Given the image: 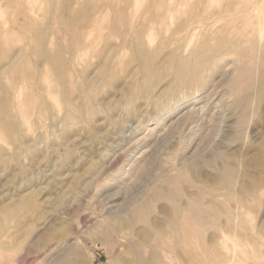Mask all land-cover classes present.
Instances as JSON below:
<instances>
[{"label": "rangeland", "instance_id": "374dc122", "mask_svg": "<svg viewBox=\"0 0 264 264\" xmlns=\"http://www.w3.org/2000/svg\"><path fill=\"white\" fill-rule=\"evenodd\" d=\"M159 1L0 0V264H122L123 257L134 261L129 254L131 244L120 236L133 225L138 237L169 249L170 264H181L180 249L186 250V264H197L198 255L202 256L198 264H264V41L259 51L240 47L219 54L192 71L191 80L173 91L174 73L166 67L151 82L153 100L137 91L133 100L124 102L127 89L133 85L138 89L146 81L139 69L144 51L154 55V66L175 54L193 57L213 31L197 22V11L203 8L200 0ZM158 7L174 9V17L163 16ZM176 8H181L179 13ZM136 11L140 17L135 20ZM237 15L232 13L216 25L235 20ZM86 31L93 34L94 46L92 55L83 59L78 57V44ZM226 35L235 41L245 37L236 31ZM251 54L257 56L253 59ZM86 95L91 97L85 100ZM31 99L33 106L26 119L21 108ZM72 106L81 112L70 115ZM214 153H220L221 160ZM225 166L232 168L229 176L222 171ZM80 178L81 184H87L75 193L71 186ZM170 191L175 199L169 197ZM194 197L200 200L201 212L194 216L196 212L189 211L190 241L182 244L177 242L178 231L169 224L173 217L169 205ZM125 205L132 210L121 214ZM136 206L143 207V217L134 224L140 216ZM10 207L15 208L5 214L3 209ZM224 231L226 236H222ZM249 248L253 251L248 252ZM145 249L144 256H152V250Z\"/></svg>", "mask_w": 264, "mask_h": 264}, {"label": "bare ground", "instance_id": "6f19581e", "mask_svg": "<svg viewBox=\"0 0 264 264\" xmlns=\"http://www.w3.org/2000/svg\"><path fill=\"white\" fill-rule=\"evenodd\" d=\"M42 1V0H41ZM83 2H84V0H82ZM139 0H137V2H138ZM143 1V0H142ZM156 1V0H155ZM163 1V0H162ZM162 1H159L158 3H160V2H162ZM165 1V0H164ZM167 1V0H166ZM181 1H183V0H181ZM108 2V1H107ZM119 2V1H118ZM128 2V1H127ZM144 2H146V1H144ZM173 2V1H172ZM199 2V1H198ZM166 3V2H165ZM169 3V2H168ZM176 3V2H175ZM6 4V3H5ZM43 4V3H42ZM111 4V3H110ZM144 4V3H143ZM148 4H150V3H148ZM148 4H146V5H148ZM154 4H155V6H156V2H154ZM153 4V5H154ZM162 4V3H161ZM164 4V3H163ZM172 4V3H171ZM199 4H201L202 5V9H200V12H198L197 10V13H200L198 16V21L197 22H199V20L200 21H202V22H199V23H202V24H195V25H199V26H201L202 28H204V29H210L212 32H211V35L209 36V37H207V38H209V40L205 43L206 45H205V47L203 48V49H200V50H198L197 52H195V56H193V57H188V58H185V57H182V56H179V55H177V56H173V57H171L172 59L171 60H169L168 62H162V64L161 65H159V66H154V64H153V57H154V55H152V54H150V53H146L145 51L142 53V51H141V53H142V56H141V58L139 57V59H140V68L139 69H141V70H143L144 71V74H145V77H146V81H144V82H142L141 81V83L138 85V89L136 88V86L135 85H133L132 87H130L129 89H127V91H126V94H127V97L124 99V102H130L131 100H133L134 98H135V96H136V94H137V91H140L141 93H143V97H146V98H148V100H149V98H153V97H155V95H154V93H153V91H152V86H151V82L153 81V80H157V78L159 77V75L161 74V73H163L164 71H166V67H168V68H171V70H173V75H174V77H173V80L171 81V89H172V91L175 89H177V87H181V85H183L184 83H186L187 82V80L192 76V75H194V73H192V71L194 72L197 68H199L201 65H203V64H208L209 62H211V61H213L214 59H216V57L219 55V54H221V53H223V52H225V51H232V50H234V49H237V48H244L245 50L247 49V50H250L251 51V49L253 50H256V51H259L260 49H261V47L259 46L260 44V42L263 40L264 41V0H200V2H199ZM44 5H45V2H44ZM57 5V4H56ZM160 5V4H159ZM181 5V4H180ZM186 5H187V3H186ZM6 6V5H5ZM47 6V5H46ZM112 6V5H111ZM133 6V5H132ZM169 6V5H168ZM183 6V5H182ZM185 6V5H184ZM138 7H140L139 5H138ZM147 7V6H146ZM160 7V6H159ZM158 7V8H159ZM165 7V6H164ZM166 7H167V5H166ZM76 8V7H75ZM129 8V7H128ZM143 8V7H142ZM178 8V7H177ZM176 8V10L178 11V10H180L181 8H179V9H177ZM187 8H189V6L187 7ZM139 9V8H138ZM156 9H157V7H156ZM161 8H159L158 10H160ZM167 9V8H166ZM183 9V8H182ZM191 9V8H190ZM49 10V9H48ZM128 10V9H127ZM140 10V9H139ZM147 10V9H146ZM152 10H153V8H152ZM184 10V9H183ZM129 11H131V10H129ZM156 11V10H155ZM160 11H162V10H160ZM160 11H157V12H160ZM131 12H134V11H131ZM137 12V11H136ZM175 11H174V9H173V11L172 10H166V11H162V15L163 16H165V17H170V18H173L174 17V13ZM141 13V12H140ZM149 13H151V12H149ZM161 13V12H160ZM178 13H179V11H178ZM183 13V12H182ZM188 13V12H187ZM232 13H235V14H238L237 16H238V18H236L235 20H228L226 23H224L223 25H221L220 27H218L216 24H218L219 22H221V21H223V20H225V18L227 17V16H229L230 14H232ZM1 14V13H0ZM49 14V13H48ZM122 14V13H121ZM142 14V13H141ZM5 15V14H4ZM106 15V14H105ZM136 15V14H135ZM150 15V14H149ZM158 15V14H157ZM194 15H195V13H194ZM1 16H2V14H1ZM131 16H132V14H131ZM134 16V15H133ZM140 17V15L138 14V12H137V15L135 16V20H136V18L137 17ZM147 16V15H146ZM146 16H145V18H146ZM151 16H152V14H151ZM155 16V15H154ZM111 17V16H110ZM109 17V18H110ZM138 17V18H139ZM149 17V16H148ZM148 17H147V20H148ZM236 17V16H235ZM234 17V18H235ZM95 18V17H94ZM131 18V17H130ZM133 18V17H132ZM131 18V19H132ZM141 18H142V16H141ZM144 18V19H145ZM150 19H152L151 17H149ZM154 18V17H153ZM96 19V18H95ZM130 19V20H131ZM193 19V18H192ZM191 19V20H192ZM1 20V19H0ZM43 19H41V21H42ZM49 20V19H48ZM143 20V19H142ZM154 20V19H153ZM162 20H164V21H162ZM161 21H162V23L163 22H165V19H162ZM7 21V20H6ZM112 21V20H111ZM158 21H159V18H158ZM160 21V22H161ZM194 21H195V19H194ZM208 21H210V22H208ZM104 22V21H103ZM108 22H110L109 20H108ZM148 22V21H147ZM146 22V23H147ZM151 22H152V20H151ZM151 22H149L150 24H151ZM157 22V21H156ZM196 22V21H195ZM90 23V22H89ZM92 23V22H91ZM95 23V22H94ZM100 23V22H99ZM122 23V22H121ZM142 23V22H141ZM144 23V22H143ZM142 23V24H143ZM154 23V22H153ZM152 23V24H153ZM11 24V23H10ZM59 24V23H58ZM83 24H85V23H83ZM117 24V23H116ZM130 24L131 23H129V26H130ZM138 24V23H137ZM194 24V23H193ZM7 25V24H6ZM26 25V24H25ZM109 25V24H108ZM123 25V24H122ZM122 25H121V27H122ZM125 25V24H124ZM123 25V26H124ZM141 25V24H140ZM139 25V27H141ZM145 25V24H144ZM158 25V24H157ZM1 26V25H0ZM57 26V25H56ZM96 26V25H95ZM103 26V25H102ZM155 26V25H154ZM160 26V25H159ZM214 26H216V29H214ZM24 27V26H23ZM133 27V26H132ZM137 27V26H136ZM148 27V26H147ZM29 28V27H28ZM31 28V27H30ZM96 28V27H95ZM135 29V28H134ZM134 29H132L131 31H133ZM159 29V28H158ZM8 30V29H7ZM32 30V29H31ZM101 30V29H100ZM15 31H17V30H15ZM20 31V30H19ZM55 31V30H54ZM94 31V30H93ZM130 31V33H132ZM135 31V30H134ZM233 31H236V32H240L242 35L244 34L245 35V37H241V41H239V40H233V38L231 39V37L229 38V36H227L226 34L227 33H231V32H233ZM1 32V31H0ZM8 32H9V30H8ZM12 32V31H11ZM30 32V31H29ZM87 32L88 31H86V35H84V36H82V39H81V41H79L80 43L78 44L79 46H78V57H82L83 59L84 58H86L88 55H90V53L92 52V48H93V44L94 43H92L90 40L92 39V36H93V34H87ZM95 32V31H94ZM150 32H152L153 33V30H151ZM6 33V32H5ZM13 33V32H12ZM151 33V34H152ZM20 34V33H19ZM84 34H85V32H84ZM98 34V33H97ZM97 34H95V35H97ZM177 34V33H176ZM106 35V34H105ZM128 35H130V34H128ZM19 36V35H18ZM22 36H24V35H22ZM48 36V35H47ZM98 36V35H97ZM100 36V35H99ZM131 36V35H130ZM133 36V35H132ZM135 36V35H134ZM153 36V35H152ZM7 37H8V35H7ZM105 37V36H104ZM111 37V36H110ZM128 37V36H127ZM136 37V36H135ZM176 37V36H175ZM94 38V37H93ZM132 38V37H131ZM177 38V37H176ZM181 38V37H180ZM190 38V37H189ZM14 39V38H13ZM13 39H11V40H13ZM26 39V38H25ZM34 39V38H33ZM95 39V38H94ZM93 39V40H94ZM118 39V38H117ZM125 40L126 39H128V38H124ZM187 39V38H186ZM235 39V38H234ZM137 40H138V38H137ZM9 41V40H8ZM24 41V40H23ZM98 41V40H97ZM262 41V42H263ZM26 42V41H25ZM28 42H29V40H28ZM101 42V41H100ZM125 42H127V41H124V43ZM184 42V41H183ZM22 43V42H21ZM24 43V42H23ZM31 43H32V40H31ZM52 43V42H51ZM51 43H50V45H51ZM64 43H65V41H64ZM133 43V42H132ZM188 43V42H187ZM264 43V42H263ZM95 44H96V41H95ZM128 44V43H127ZM262 44V43H261ZM48 46H49V43L47 44ZM47 45H45V46H47ZM133 45V44H132ZM138 45V44H137ZM26 46V45H25ZM134 46H136L135 44H134ZM141 46H142V44H141ZM169 46V45H168ZM263 46H264V44H263ZM51 47V46H50ZM57 47V46H56ZM170 47V46H169ZM183 47V46H182ZM181 47V48H182ZM47 48V47H46ZM104 48V47H103ZM141 48V47H140ZM250 48V49H249ZM20 49H22V48H20ZM77 49V48H76ZM137 49V48H136ZM126 50H127V47H126ZM130 50V49H129ZM139 50V49H138ZM166 50V49H165ZM172 50V49H171ZM181 50V49H180ZM244 50V51H245ZM263 50H264V48H263ZM16 51V50H15ZM21 51V50H20ZM104 51V50H103ZM241 51H243V50H241ZM250 51H249V53H250ZM17 52V51H16ZM33 52V51H32ZM76 52V51H75ZM107 52V51H106ZM110 52V51H109ZM174 52V51H173ZM233 52V51H232ZM237 52H240V51H237ZM252 52V51H251ZM114 53V52H113ZM124 53V52H123ZM172 53V52H171ZM179 53V51L177 52V54ZM193 53H194V51H193ZM246 53V52H245ZM244 53V54H245ZM18 54H19V52H18ZM20 54L22 55V53L20 52ZM30 54V53H29ZM109 54V53H108ZM111 54V53H110ZM170 54V53H169ZM226 54H228V53H226ZM243 55V53L241 52L240 53V55ZM92 55V54H91ZM90 55V56H91ZM118 55V54H117ZM116 55V56H117ZM184 55H186V54H184ZM245 55H249V54H245ZM252 55V58H253V56L255 55H253V54H251ZM14 56V55H13ZM23 56V55H22ZM45 56H47V53H45ZM49 56V55H48ZM124 56V55H123ZM250 56V55H249ZM255 56H257V54L255 55ZM11 57H12V55H11ZM167 57V56H166ZM247 57V56H246ZM32 58H34V57H32ZM31 58V59H32ZM74 58H75V56H74ZM73 58V59H74ZM255 58V57H254ZM253 58V59H254ZM73 59H71L70 61H72ZM103 59H104V57H103ZM158 59H159V57H158ZM157 59V60H158ZM170 59V58H169ZM248 59H250L249 57H248ZM10 60V59H9ZM19 60V59H18ZM47 60V59H46ZM51 60V59H50ZM102 60V59H101ZM114 60V59H113ZM163 60V59H162ZM164 60H165V58H164ZM218 60V59H217ZM16 61V58H14L13 59V62H15ZM85 61V60H84ZM159 61V60H158ZM12 62V63H13ZM19 62H20V60H19ZM61 61H59V63H60ZM83 61H81V63H82ZM11 63V64H12ZM18 63V62H17ZM24 63V62H23ZM72 63V62H71ZM70 63V65H72L73 66V63L71 64ZM113 63H115L114 61H113ZM117 63H118V60H117ZM156 63H157V61H156ZM159 63H161V60H160V62ZM218 63V62H217ZM83 64H85V63H83ZM97 64V63H96ZM3 65H5V64H3ZM47 65H49L48 64V61H47ZM99 65V64H98ZM105 65V64H104ZM103 65V66H104ZM6 66H8V65H6ZM12 66H14V64H12ZM76 66V65H75ZM74 66V67H75ZM78 66V65H77ZM80 66V65H79ZM89 66V65H88ZM114 66H116V64L114 65L113 64V67ZM135 66V65H134ZM9 67H11L10 65H9ZM9 67H7L8 69H9ZM60 67V66H59ZM218 67V66H217ZM5 68V67H4ZM24 68V67H23ZM64 68H66V67H64ZM101 67H99V69H100ZM245 68V67H244ZM33 69V68H32ZM112 69V68H111ZM110 69V70H111ZM225 69V68H224ZM6 70V69H5ZM5 70H3V71H5ZM50 70V69H49ZM51 70H52V68H51ZM50 70V71H51ZM88 70V69H87ZM103 70V69H102ZM255 70V69H254ZM59 71L62 73L63 72V66L61 67V68H59ZM216 71V70H215ZM219 71V70H218ZM71 72V71H70ZM108 72H109V69H108ZM171 72V71H170ZM53 73V72H52ZM72 73H74V72H72ZM133 73V75H134V73L135 72H132ZM165 73V72H164ZM214 73V72H213ZM243 73V72H242ZM246 73V72H245ZM168 74V73H167ZM205 74V73H204ZM35 76H36V73L34 74ZM38 75V74H37ZM69 75H72V74H69ZM98 75V74H97ZM56 76V75H55ZM161 76H162V74H161ZM163 76H164V74H163ZM19 77V76H18ZM23 77V76H22ZM81 77V76H80ZM104 77V76H103ZM111 77V76H110ZM251 77V76H250ZM260 77V76H259ZM35 78V77H34ZM51 78V77H50ZM121 78H122V76H121ZM163 78V77H162ZM165 78H166V76H165ZM194 78V77H193ZM9 79V78H8ZM102 79V78H101ZM130 79V78H129ZM159 79V78H158ZM161 79V78H160ZM254 79V78H253ZM144 80V79H143ZM190 80H191V78H190ZM205 80V79H204ZM227 80V79H226ZM37 81V80H36ZM35 81V82H36ZM43 81V80H42ZM45 81V80H44ZM43 81V82H44ZM100 81V80H99ZM127 81V80H126ZM133 81V83H134V80H132ZM189 81V80H188ZM206 81V80H205ZM3 82V81H2ZM9 82V81H8ZM16 83H17V81H15ZM38 82V81H37ZM40 82H41V80H40ZM42 82V83H43ZM90 82V81H89ZM96 82V81H95ZM45 83V82H44ZM59 83V82H58ZM122 83V82H121ZM189 83V82H188ZM13 84H15L14 82H13ZM35 84V83H34ZM41 84V83H40ZM117 84V83H116ZM130 84L132 85V82H130ZM36 85V84H35ZM47 85H48V83H47ZM93 85V84H92ZM3 86V85H2ZM13 86V85H12ZM264 86V85H263ZM262 86V87H263ZM5 87H6V85H5ZM22 87V86H21ZM84 87V86H83ZM98 87V86H97ZM182 87H185V86H182ZM190 87V86H189ZM191 87H193V86H191ZM251 87V86H250ZM0 88H2V87H0ZM25 88H26V86H25ZM11 89H12V87H11ZM52 88H50V89H48V91L49 90H51ZM186 89H188V88H186ZM60 90V89H59ZM170 90V89H169ZM180 90V89H179ZM184 90V89H183ZM191 90H193V88L191 89ZM87 91H88V89H87ZM119 91V90H118ZM251 91V90H250ZM4 92V91H3ZM14 92V91H13ZM88 92H91V91H88ZM87 92V93H88ZM180 92V91H179ZM183 92H185V91H183ZM187 92V91H186ZM18 94H19V92H17ZM21 93V92H20ZM26 93V92H25ZM28 93V92H27ZM34 93V92H33ZM80 93H82L81 91H80ZM94 93V92H93ZM173 93V92H172ZM188 93V92H187ZM254 93V92H253ZM259 93V92H258ZM2 94V93H1ZM16 94V93H15ZM89 94V93H88ZM177 94V93H176ZM34 95V94H33ZM58 95V94H57ZM60 95V94H59ZM95 95H97V93L95 94ZM174 95V94H173ZM180 95V94H179ZM51 96H52V94H51ZM88 95H86V97H85V100H86V98H88L87 97ZM157 96H158V94H157ZM182 96V95H181ZM186 96V95H185ZM11 97V96H10ZM57 97V96H56ZM91 97V96H90ZM159 97V96H158ZM166 97H167V95H166ZM170 97V96H169ZM23 98V97H22ZM36 98V97H35ZM140 98V97H139ZM165 98V97H164ZM183 98V97H182ZM189 98V97H188ZM212 98V97H211ZM210 98V99H211ZM60 99V98H59ZM198 99V98H197ZM242 99V98H241ZM23 100V99H22ZM42 100H43V98H42ZM58 100V99H57ZM153 100V99H152ZM1 101H3V100H1ZM1 101H0V103H1ZM5 101V100H4ZM13 101V100H12ZM31 101H32V99H31ZM45 101V100H44ZM90 101H92V99L90 100ZM34 102H35V100H34ZM43 102V101H42ZM83 102V101H82ZM133 102V101H132ZM162 102V101H161ZM160 102V103H161ZM250 102V101H249ZM16 103V102H15ZM14 103V104H15ZM30 103V104H29ZM33 101L32 102H28L26 105H24V107H22L21 108V110H22V112H24V117L26 118V119H29L30 117H28V111H30V107H32L33 106ZM46 103V102H45ZM93 103V102H92ZM104 103V102H103ZM163 103V102H162ZM209 103V102H208ZM95 104H97V103H95ZM129 104V103H128ZM19 105V104H18ZM56 105V104H55ZM82 105H85V103L84 104H82ZM125 105V104H124ZM155 105V104H154ZM12 106V105H11ZM17 106V105H16ZM20 106V105H19ZM35 106V105H34ZM49 106H50V104H49ZM68 106V105H67ZM93 106V105H92ZM92 106H91V108L90 109H92ZM96 106V105H95ZM95 106H93L94 108H95ZM98 107V106H97ZM155 107V106H154ZM207 107V106H206ZM16 108V107H15ZM44 108V107H43ZM84 108V107H83ZM88 108H89V106H88ZM100 108V107H99ZM150 108V107H149ZM175 108V107H174ZM17 109H18V107H17ZM48 109H50V108H48ZM76 109H78V108H73V106L68 110V109H66V110H68V111H70L69 113H71L70 115H75V111H80V109H78V110H76ZM81 109H82V107H81ZM88 110L86 113H89V111H92V110ZM161 109V108H160ZM44 110V109H43ZM62 110V109H61ZM82 110H84V109H82ZM94 110V109H93ZM96 110V109H95ZM102 110V109H101ZM158 110V109H157ZM3 111H5L4 110V108H3ZM13 111V110H12ZM20 111V110H19ZM86 111V110H85ZM106 111V110H105ZM130 111V110H129ZM6 112V111H5ZM47 112V111H46ZM49 112H50V110H49ZM49 112H47V113H49ZM81 112V111H80ZM80 112H78V114H80ZM83 112V111H82ZM102 112V111H101ZM151 112V111H150ZM1 113V112H0ZM3 113V112H2ZM13 113H14V111H13ZM16 113V112H15ZM85 112H83V114H84ZM91 113V112H90ZM96 113V112H95ZM135 113V112H134ZM137 113V112H136ZM12 114V113H11ZM41 114V113H40ZM61 114V113H60ZM66 114V113H65ZM64 114V115H65ZM67 114H68V112H67ZM82 114V113H81ZM93 114V112L91 113V115ZM157 114V113H156ZM5 115H8V114H5ZM14 114H12V116H13ZM18 115V114H17ZM59 115V114H58ZM69 115V116H70ZM85 115V114H84ZM88 115V114H87ZM139 115H140V113H139ZM55 116V115H54ZM57 116V115H56ZM77 116V115H76ZM80 116V115H79ZM78 116V117H79ZM95 116V115H94ZM101 116V115H100ZM104 116V115H103ZM161 116V115H160ZM186 115H184V117H185ZM81 117V116H80ZM93 117V116H92ZM144 117H146V116H144ZM155 117V116H154ZM5 118V117H4ZM65 118V117H64ZM101 118V117H100ZM25 119V120H26ZM35 119V118H34ZM75 119H77V117H75ZM114 119V118H113ZM146 119V118H145ZM238 119H239V117H238ZM52 120V119H51ZM65 120V119H64ZM84 120V119H83ZM82 120V121H83ZM157 120V119H156ZM1 121H3V120H1ZM27 122H28V120H26ZM31 121V120H30ZM43 121V120H42ZM92 121V120H91ZM243 121V120H242ZM245 121V120H244ZM26 122V123H27ZM35 122V121H34ZM80 122V121H79ZM3 123V122H2ZM85 123V122H84ZM15 125V124H14ZM30 127V126H29ZM32 127V126H31ZM3 128V127H2ZM22 128V127H21ZM1 129V128H0ZM52 129V128H51ZM58 129V128H57ZM93 129H94V127H93ZM4 130V129H3ZM91 130H92V128H91ZM93 132V131H92ZM10 133V132H9ZM44 133V132H43ZM56 133H58V132H56ZM171 133V132H170ZM169 133V134H170ZM4 134V133H3ZM6 135V134H5ZM4 135V136H5ZM44 135V134H43ZM94 135H95V133H94ZM102 135V134H101ZM106 135V134H105ZM215 135V134H214ZM108 136V135H107ZM2 138V137H1ZM0 138V139H1ZM96 139H97V137H96ZM120 139V138H119ZM8 141V140H7ZM104 141V140H103ZM17 142V141H16ZM20 142V141H19ZM36 142V141H35ZM40 142V141H39ZM105 142V141H104ZM8 143V142H7ZM100 143V142H99ZM102 143V142H101ZM209 143H211V142H209ZM98 144V143H97ZM110 144V143H109ZM213 144V143H212ZM4 145H6V144H4ZM30 145V144H29ZM32 146V145H31ZM211 146H213V145H211ZM24 147V146H23ZM26 147V146H25ZM30 147V146H29ZM206 147V146H205ZM137 148V147H136ZM6 149V148H5ZM1 151V150H0ZM72 151V150H71ZM84 151V150H83ZM115 151V150H114ZM131 151V150H130ZM202 151V150H201ZM7 152V151H6ZM200 152V151H199ZM70 153V152H69ZM126 153V152H125ZM136 153V152H135ZM6 154H8V152L6 153ZM65 154V153H64ZM83 154V153H82ZM105 154V153H104ZM213 154V153H212ZM215 154V153H214ZM85 155V154H84ZM100 155V154H99ZM108 155V154H107ZM226 155V154H225ZM2 156V155H1ZM220 156V158H221V154L220 153H216L215 155H214V158L215 159H217L218 157ZM10 157V156H9ZM101 157H102V155H101ZM100 157V158H101ZM107 157V156H106ZM130 157V156H129ZM209 157V156H208ZM213 157V156H212ZM260 157V156H259ZM128 158V157H127ZM158 158V157H157ZM104 159V158H103ZM210 160H211V158H209ZM218 160H221V159H219L218 158ZM228 160V159H227ZM129 161V160H128ZM185 161V160H184ZM183 161V162H184ZM230 161V160H229ZM20 162V161H19ZM7 163V162H6ZM129 163V162H128ZM185 163H186V161H185ZM4 164V163H3ZM8 164V163H7ZM150 164V163H149ZM225 164V163H224ZM195 165V164H194ZM214 165V164H213ZM256 165V164H255ZM147 166V165H146ZM149 166V165H148ZM147 166V167H148ZM181 166V165H180ZM195 166H197V165H195ZM208 166V165H207ZM254 166V165H253ZM21 167V166H20ZM94 167V166H93ZM140 169H142L143 171H145V166H143V165H141V168ZM156 169V168H155ZM234 169H235V167H234ZM150 170V169H149ZM97 171V170H96ZM138 171V170H137ZM227 176H229L230 174H231V172H232V168L231 167H224L223 168V170H222ZM234 171V170H233ZM262 171V170H261ZM98 172V171H97ZM202 172V171H201ZM236 172V171H235ZM263 172V171H262ZM91 173V171L89 170V174ZM147 173V172H146ZM220 174V173H219ZM234 174V173H233ZM92 175V174H91ZM93 175H94V173H93ZM142 175V174H141ZM223 175V174H222ZM221 175V176H222ZM56 176V175H55ZM231 176H233V175H231ZM230 176V177H231ZM82 178V177H81ZM81 178L80 179H77V182L76 183H78L76 186H71V189L73 188L74 190V192L76 193V191H77V193H78V189L81 187V186H83V184L84 183H82L81 184ZM151 178V177H150ZM168 178V177H167ZM231 178H233V177H231ZM230 178V179H231ZM215 179V178H214ZM228 178H226L225 179V181L227 180ZM257 180V179H256ZM224 181V182H225ZM230 181V180H229ZM136 182V181H135ZM173 182H174V179H173ZM214 182V181H213ZM31 183V182H30ZM89 183H92V182H89ZM168 183H169V181H168ZM222 183V182H221ZM226 183H228V182H226ZM85 184H87V183H85ZM84 184V185H85ZM230 184V183H229ZM247 184V183H246ZM161 185V184H160ZM249 185V184H248ZM88 186V185H87ZM152 186H154V185H152ZM151 186V187H152ZM172 187L174 186V185H171ZM254 186V185H253ZM252 186V187H253ZM256 186V185H255ZM84 187H86V186H84ZM220 187V186H219ZM243 187V186H242ZM17 188V187H16ZM83 188V187H82ZM170 188V187H169ZM257 188V187H256ZM69 189V188H68ZM86 189V188H85ZM84 188H83V190H85ZM89 189V188H88ZM101 189V188H100ZM171 189V188H170ZM178 189V188H177ZM228 189V188H227ZM247 189V188H246ZM18 190V189H17ZM82 190V189H81ZM171 190H175V189H171ZM219 190V189H218ZM80 191V190H79ZM249 191H251V190H249ZM252 191H253V189H252ZM79 193H81V192H79ZM177 193V192H176ZM231 193V192H230ZM253 193V192H252ZM255 193V192H254ZM170 195H169V197H174V199L176 198L175 196H176V194L175 193H172L171 191H170V193H169ZM179 194V193H178ZM256 194V193H255ZM254 194V195H255ZM259 194V193H258ZM261 194V193H260ZM259 194V195H260ZM80 194H78V196H79ZM221 195V194H220ZM224 195V194H223ZM258 195V196H259ZM156 196V195H155ZM226 196H228V195H226ZM230 196H231V194H230ZM178 197V196H177ZM181 197V196H180ZM199 197V196H198ZM213 197H216V196H213ZM225 197V196H224ZM260 197V196H259ZM58 198V197H57ZM66 198V197H65ZM83 198V197H82ZM237 198V197H236ZM263 198V197H262ZM181 199V198H180ZM179 199V200H180ZM216 199V198H215ZM250 199V198H249ZM59 200V199H58ZM57 200V201H58ZM61 200V199H60ZM178 200V199H177ZM177 200H175L174 201V205H169V206H173V217H171L170 215V217L169 218H171L170 220V222H169V224L171 223V226H172V224H173V228H174V231L175 232H177L178 231V234L176 235V238L178 239V241L177 242H180V243H182V244H185L186 243V241L189 239V237H190V235L188 234V232H187V229H189V227L187 228L186 226L188 225L187 224V222H189L188 220V218L190 217L189 216V211L191 210V213H193V214H195V212H196V214L194 215V216H197L201 211L199 210V204H200V200L198 199V198H193V199H191V200H189V201H187V202H183L182 200L179 202H177ZM252 200V199H251ZM6 201H7V199H6ZM67 201V200H66ZM132 201V200H131ZM170 201H171V198H170ZM59 202H61V201H59ZM63 202H65V200L63 201ZM76 202V201H75ZM177 202V203H176ZM217 202V201H216ZM145 203H146V201H145ZM148 203V202H147ZM153 203V202H152ZM62 204V203H61ZM65 204V203H64ZM69 204V203H68ZM67 204V205H68ZM73 204V203H72ZM76 205V204H75ZM141 205V204H140ZM147 205V204H146ZM43 206V205H42ZM57 206V205H56ZM60 206V205H59ZM73 206V205H72ZM63 207V206H62ZM124 207H126V205L124 206ZM123 207V208H124ZM15 207H10V208H4L3 209V211L5 212V214H7V215H9L11 212H12V210L14 209ZM64 208V207H63ZM68 208V207H67ZM69 208H70V206H69ZM122 208V209H123ZM135 208V207H134ZM136 214H138V215H140L141 214V212H142V210H143V207L142 206H136ZM167 208V207H166ZM244 208V207H243ZM248 208V207H247ZM246 208V209H247ZM251 208V207H250ZM250 208H248V209H250ZM30 209V208H29ZM65 209V208H64ZM121 209V210H122ZM125 209V210H124ZM123 209V211H121V214L123 213V212H126V211H129L131 208L130 207H126V208H124ZM149 209H150V207H149ZM168 209H169V207H168ZM241 209V208H240ZM48 210V209H47ZM50 210V209H49ZM132 210V209H131ZM164 210V209H163ZM166 210V209H165ZM237 210V209H236ZM46 211V210H45ZM59 211H60V209H59ZM145 211H147L146 209H145ZM249 211V210H248ZM248 211H246V212H248ZM259 211V210H258ZM47 212V211H46ZM61 212V211H60ZM120 212V211H119ZM241 212V211H240ZM251 212V211H250ZM261 212V211H260ZM259 212V213H260ZM118 213V212H117ZM162 213V212H161ZM168 213V212H167ZM172 213H171V215H172ZM222 213H223V211H222ZM225 213V212H224ZM223 213V214H224ZM237 213V212H236ZM249 213V212H248ZM256 213H257V210H256ZM216 214V213H215ZM243 214V213H242ZM142 215H143V213H142ZM142 215H140V216H138L137 218H135L136 220H135V222H134V224H136L138 221H141V217H143ZM235 215V214H234ZM234 215H233V217H234ZM247 214H245V216H246ZM256 215V214H255ZM210 216V215H209ZM214 216V215H213ZM38 217V216H37ZM207 217V216H206ZM206 217H203V218H205L206 219ZM232 217V218H233ZM240 217V216H239ZM145 218V217H144ZM192 217H190V219H191ZM238 218V217H237ZM242 218H244V217H242ZM255 218V217H254ZM257 218V217H256ZM263 218V217H262ZM246 219V218H245ZM21 220V219H20ZM207 220V219H206ZM240 220V219H239ZM248 220V219H247ZM252 220V219H251ZM147 221V220H146ZM194 222V221H193ZM192 222V223H193ZM223 222V221H222ZM238 222V221H237ZM165 223V222H164ZM195 223V222H194ZM193 223V224H194ZM247 223V222H246ZM196 224H198V223H196ZM236 224V223H235ZM250 224V223H249ZM148 225V224H147ZM154 225V224H153ZM166 225V224H165ZM191 225V224H190ZM170 226V227H171ZM245 226H246V224H245ZM124 227V226H123ZM134 225L133 226H131L130 228H129V232H125L126 234L125 235H120L121 236V238H123L124 240H126L127 241V243L129 242L130 244H131V247H130V250H129V254H132L133 255V258L134 259H132V260H134V261H130V259H127L126 257H123L124 259H123V262H122V264H139V263H144V264H167V263H171V257H170V255L168 256L167 255V253H168V251H169V249L167 250H165V248H163V247H161V244L160 245H157L158 244V242H157V244H155L154 242H153V240L152 239H145V238H142L141 236L140 237H138L137 236V232H135L134 231ZM190 227H192V226H190ZM1 228V227H0ZM156 228V227H155ZM223 228V227H222ZM222 228H221V230H222ZM144 229V228H143ZM169 229V228H168ZM172 229V228H171ZM201 229V228H200ZM203 229V228H202ZM234 229V228H233ZM138 230H141V229H138ZM225 230H226V228H225ZM257 230V229H256ZM143 231V230H142ZM190 231V230H189ZM229 231H231V230H229ZM27 232H29V231H27ZM117 232V231H116ZM193 232L195 233V231L193 230ZM225 232V233H224ZM223 232V235L222 236H226L225 234H226V232L227 231H224ZM250 232V231H249ZM118 233H120V231L118 232ZM117 233V234H118ZM143 233V232H142ZM261 233V232H260ZM9 234V233H8ZM14 234V233H13ZM123 234V233H122ZM159 234V233H158ZM167 234V233H166ZM171 234V233H170ZM172 234H173V232H172ZM193 234V233H192ZM199 234V233H198ZM227 234H229V233H227ZM251 234H253L252 232H251ZM53 235V234H52ZM56 235V234H55ZM105 235V234H104ZM194 235V234H193ZM193 235H191V238H192V236ZM235 236H236V234H234ZM234 235H232L233 236V238L235 237ZM46 236V235H45ZM44 236V237H45ZM54 236V235H53ZM52 236V237H53ZM161 236V235H160ZM232 236H231V238H232ZM255 236V235H254ZM57 237V236H56ZM154 237H157V236H155L154 235ZM153 237V238H154ZM159 237V236H158ZM157 237V238H158ZM174 237V236H173ZM195 237V236H194ZM211 237V236H210ZM46 238V237H45ZM55 238V237H54ZM156 238V239H157ZM223 238V237H222ZM229 238V237H228ZM245 238V237H244ZM249 238V237H248ZM258 238V237H257ZM261 238V237H260ZM39 239V238H38ZM62 239V238H61ZM155 239V238H154ZM159 239V238H158ZM161 239V238H160ZM164 239V238H163ZM176 239V240H177ZM207 239V238H206ZM238 239V238H237ZM251 239V238H250ZM44 240V239H43ZM107 240V239H106ZM175 240V239H174ZM194 240H195V238H194ZM235 240V239H234ZM247 240L248 239H246V242H247ZM168 241V240H167ZM189 241H190V239H189ZM197 241V240H196ZM195 241V242H196ZM229 241V240H228ZM227 240H226V243H227V246H228V244H229V242H228ZM233 241V240H232ZM251 241V240H250ZM259 241V240H258ZM49 242V241H48ZM55 242V241H54ZM96 242V241H95ZM98 242V241H97ZM223 242H225V241H222V243ZM235 242L236 241H234V244H235ZM237 242H239V241H237ZM252 242V241H251ZM1 243H3V242H1ZM41 243V242H40ZM169 243V242H168ZM176 243V242H175ZM243 243V242H242ZM253 243V242H252ZM60 244V243H59ZM171 244V243H170ZM233 244V245H234ZM51 245V244H50ZM62 245V244H61ZM69 245V244H68ZM163 245H165L164 243H163ZM162 245V246H163ZM190 245V244H189ZM223 245H225L224 243H223ZM42 246V245H41ZM72 246V245H71ZM160 246V247H159ZM178 246V245H177ZM198 246V245H197ZM226 246V247H227ZM242 246V245H241ZM2 247V246H1ZM74 247V246H73ZM110 247V246H109ZM166 247V246H165ZM173 247V246H172ZM189 247V246H188ZM193 247H195V245L193 246ZM206 247V246H205ZM211 247H212V245H211ZM234 247V246H233ZM237 247V246H236ZM247 247V246H246ZM72 248V247H71ZM145 248H150V250H152V256H150V257H146V256H144V250H146ZM160 248H163V249H160ZM176 248V247H175ZM180 248V247H179ZM179 248H177V250L179 249ZM204 248V247H203ZM207 248V247H206ZM206 248H204V249H206ZM229 248H231V246L229 247ZM228 248V249H229ZM8 249V248H7ZM10 249V248H9ZM191 249V248H190ZM234 249V248H233ZM233 249H231L232 251H233ZM253 248H251V250H252ZM257 249V248H256ZM4 250V249H3ZM195 250V249H194ZM201 250H203V249H201ZM217 250V249H216ZM230 250V249H229ZM250 250V248L248 249V252H251V250ZM32 251V250H31ZM73 251H74V249H73ZM80 251V250H79ZM180 252L178 253V255H177V257H179V259H180V262H181V264H186V257H185V251L186 250H182V249H180L179 250ZM198 251V250H197ZM207 251V250H206ZM253 251V250H252ZM1 252V251H0ZM150 252V251H149ZM189 252H190V250H189ZM188 252V253H189ZM192 252V251H191ZM194 253H195V251H193ZM228 252V251H227ZM2 253V252H1ZM48 253V252H47ZM224 253V252H223ZM231 253V252H230ZM236 253V252H235ZM109 254V253H108ZM148 254V253H147ZM192 255H193V253H191ZM195 254H197V252L195 253ZM199 254V253H198ZM197 254V255H198ZM206 254V253H205ZM249 254V253H248ZM73 255V254H72ZM113 255V254H112ZM116 255V254H115ZM216 255H218V254H216ZM222 254H219L218 256H221ZM225 255V254H224ZM224 255H222V257L224 256ZM2 256V255H1ZM4 256V255H3ZM125 256V255H124ZM187 256H188V254H187ZM200 255H198V258H201L200 260L202 261V256L201 257H199ZM217 256V257H218ZM233 256H234V254H233ZM246 256V255H245ZM251 256H253V254H251ZM260 256V255H259ZM117 257V256H116ZM258 257V256H257ZM262 257H263V255H262ZM167 258H169L170 260H167ZM191 258H193V257H191ZM212 258V257H211ZM211 258H209V259H211ZM215 258V257H214ZM224 258V257H223ZM242 258V257H241ZM52 259V258H51ZM122 259V258H121ZM194 259V258H193ZM196 259V258H195ZM195 259H194V261H195ZM218 259H219V257H218ZM249 259V258H248ZM192 260V259H191ZM200 260H197V264H198V261L199 262H201ZM219 260H221V259H219ZM120 261V260H119ZM193 261V262H194ZM223 261V260H222ZM224 261H225V259H224ZM263 261V260H262ZM63 262V261H62ZM232 262V261H231ZM234 263V262H233ZM60 264V263H59ZM63 264V263H62ZM194 264H196V262H194ZM213 264V263H212Z\"/></svg>", "mask_w": 264, "mask_h": 264}]
</instances>
